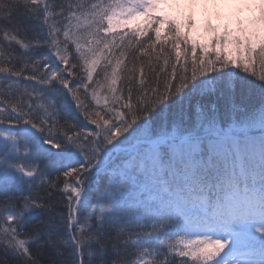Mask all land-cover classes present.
Segmentation results:
<instances>
[{
	"label": "snow or ice",
	"instance_id": "1",
	"mask_svg": "<svg viewBox=\"0 0 264 264\" xmlns=\"http://www.w3.org/2000/svg\"><path fill=\"white\" fill-rule=\"evenodd\" d=\"M249 2L259 15L209 26V45L166 11L179 0H0V264H40L33 246L49 264H264V0ZM25 70L40 87L21 91ZM257 88L259 111L238 108Z\"/></svg>",
	"mask_w": 264,
	"mask_h": 264
},
{
	"label": "trees",
	"instance_id": "2",
	"mask_svg": "<svg viewBox=\"0 0 264 264\" xmlns=\"http://www.w3.org/2000/svg\"><path fill=\"white\" fill-rule=\"evenodd\" d=\"M196 0H191L185 4L181 3L178 5L177 9L173 10V13H169L173 17H178L181 20L187 22L188 18H191L192 21H194L193 27L191 29V36L196 38L198 41L203 42V43H209V45L212 44V33L208 31L209 26H212L213 28H216L220 31V33H223L225 27H230L232 29L238 28L241 24L243 25H248L251 19L255 16L259 15V5L257 4V9H254L252 6H249L250 10L246 12V15L243 16L242 14L239 13L240 11V6L241 4L238 2V0H235L234 3L238 6L234 9L230 8L227 9L226 11L224 10L223 7L216 5L214 1H212V5H210L207 10H206V15L203 17H200L197 15V8H196ZM159 15V14H155ZM134 26V25H133ZM154 27L156 25H153ZM25 28L31 29L34 27L31 23L25 24ZM168 25L164 26V29L162 31V36L164 33L167 31ZM128 31V29H123V28H117L114 33L110 34V38L112 36H115L117 41H119L120 35H122L124 32ZM185 32L189 31L187 27L184 29ZM41 35L40 30L37 28L35 32L29 31L28 35L31 37L32 35ZM149 35H152L151 32H149ZM127 39V37H125ZM146 37H141V40H145ZM19 52V50H17ZM45 51V50H42ZM229 51H233V55H235L234 50L232 47H229ZM209 52L211 54V47L209 49ZM55 63H58L56 61ZM5 66L11 67V65L6 64ZM22 63L19 65V67H22ZM55 66V64H54ZM234 67V66H233ZM17 70V69H14ZM258 70V69H257ZM235 71L240 72L242 75H245L243 73V69H235ZM32 72L30 70H25L23 75L19 78V87L21 91L24 88H27L28 91H31L33 86L40 87L39 85L36 84V81H28L25 79V77L31 75ZM6 74H0V78H3V76ZM95 79V77H94ZM120 85H118L119 87ZM4 89H7V82L4 84ZM237 106L238 108H245L247 111L251 113H256L259 111L261 104H260V95H259V89H253L250 92L245 93V96L243 99H238L237 100ZM228 108H231V105H228ZM97 111H101L100 108L96 109ZM103 114V113H102ZM229 113L226 110V118L228 117ZM81 121L84 124H87V131H94L96 129L95 125L88 124L87 121L83 120V117H81ZM258 134V132H257ZM51 165V158L45 157L43 161L42 167H48ZM56 174L53 173L51 175V179H55ZM64 178L61 176L60 181L58 182V188L60 191L57 193V206L55 211L57 213L63 212L67 213V201H66V196L68 192L70 191V188L68 191H64V185L62 181ZM69 181H71V178H69ZM107 183V179L104 173H101L99 177H97L96 183L91 185V191L87 192V195L90 200H92L93 203H95V197L98 195L100 191H103L104 185ZM13 195L20 197L21 195H27L28 193L25 191L21 193L20 191H15L12 193ZM33 196H40L44 197L45 196V187L42 186L39 181L37 182L36 186L34 187L32 191ZM2 199V198H0ZM38 224V221L32 220L31 223L28 224L27 228L25 229L26 233H34L35 226ZM24 238V237H22ZM32 251L34 254L37 256H43L44 259L41 260L40 264H49L50 259L54 256V253L52 252L51 249H41L37 250L35 246H33ZM109 259H113L114 257L112 256L111 250H109L108 254ZM57 259L64 260L67 259V256L64 257H58ZM181 258L177 257V264H179V260ZM85 261L87 264V257H85ZM94 264H98V262L94 261Z\"/></svg>",
	"mask_w": 264,
	"mask_h": 264
},
{
	"label": "rangeland",
	"instance_id": "3",
	"mask_svg": "<svg viewBox=\"0 0 264 264\" xmlns=\"http://www.w3.org/2000/svg\"><path fill=\"white\" fill-rule=\"evenodd\" d=\"M189 1H191V0H179L178 4H175V5L167 8L166 11L168 13H173V10L177 9L178 5H180L181 3H184V2L186 4ZM212 1H214L216 5L223 7L225 11L227 9H229V7L232 9L238 7L234 3L235 0H196L195 2H196V8H197V15L200 17L205 16L207 13L206 12L207 8L210 5H212ZM238 2L241 4V6H240L241 9H240L239 13L242 14L243 16H245L246 12H248V10H250L249 6H252L254 9H257V4L250 3L249 0H238ZM155 14H159V13H154V15Z\"/></svg>",
	"mask_w": 264,
	"mask_h": 264
}]
</instances>
